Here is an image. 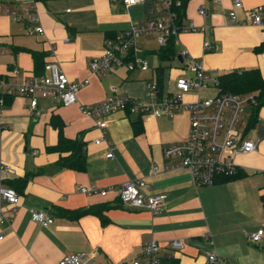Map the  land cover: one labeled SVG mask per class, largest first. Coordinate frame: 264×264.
<instances>
[{
    "label": "crops",
    "instance_id": "1",
    "mask_svg": "<svg viewBox=\"0 0 264 264\" xmlns=\"http://www.w3.org/2000/svg\"><path fill=\"white\" fill-rule=\"evenodd\" d=\"M241 1L244 9L239 10L240 18H245L246 9L264 4V0ZM27 5H35L44 33L35 30L38 22L29 24L3 13L6 7L22 9ZM201 6L206 14L199 12ZM232 9L233 0H187L184 23H193L204 30L180 32L176 47L179 51L188 49L212 78L243 68H259L264 78V50H255L264 42V29L231 23L228 14ZM169 13L161 0H141L132 6H126L123 0H0V75L18 67L23 77L30 78L43 71L44 63L56 61L72 81L89 80L80 88L77 104L64 106L41 99L37 109L32 110L27 98L16 96L1 114L5 129L1 134L0 158L12 166V171L2 174L0 190L13 186L21 200L16 208L7 206L11 223L0 222V237H3L0 238V264H57L62 257L77 252H95L94 262L100 259L96 264H131L143 255L144 245L152 239L161 244L160 255L165 264H206L210 252L218 253L230 264H241L229 241L231 234L247 229L245 225L229 222L220 206L233 204L238 213L242 202L251 195L253 201L259 198L264 213L261 200L264 105L258 111L255 124L249 127L248 123L242 132L255 142L256 149L234 156L240 176L203 188L195 186L187 168L168 169L169 162L164 155L166 146L188 138L191 121L188 108H182L173 117L139 116L115 110L107 116L108 126L104 130L80 109V104L100 102L110 96L113 86L151 105L178 92V78L192 73L189 70L186 73L185 61L179 57L162 63L161 48L151 50L158 56L159 65L177 60L181 66L174 77L176 93L165 90V69L159 82V65L155 69V84L149 78L133 75L149 71V65L146 70L118 66L101 74L90 70L92 59L102 55L107 38H114L133 25L164 19ZM152 36L158 40L155 34ZM205 41H210L214 48H205ZM34 53L38 54V63ZM148 53L136 42L137 55L147 58ZM149 85H155L158 91L153 92ZM203 90L184 93V101L204 98ZM247 112L249 117L243 121L249 122ZM135 122L139 123V130L135 129ZM60 125L66 137L81 138L85 142L87 167L84 171L56 165L61 155L49 147L58 143ZM102 136L113 142L114 157L107 158L109 148L105 142H96ZM154 166L159 171L150 176ZM139 178L148 180L150 193L166 195L157 213L123 203L114 191L107 195L81 191L84 186L109 188ZM244 181L254 183L255 193L252 190L246 194ZM104 203L110 204L103 212L105 224L92 213L69 217L62 212ZM31 209L48 211L54 222L42 225L33 221ZM258 224L248 230L256 232L261 228ZM173 239H183L185 248L170 249L168 243Z\"/></svg>",
    "mask_w": 264,
    "mask_h": 264
},
{
    "label": "built area",
    "instance_id": "2",
    "mask_svg": "<svg viewBox=\"0 0 264 264\" xmlns=\"http://www.w3.org/2000/svg\"><path fill=\"white\" fill-rule=\"evenodd\" d=\"M141 0H123L126 6L138 4ZM169 9L168 17L164 19H152L144 23L133 25L130 29L121 32L114 38L105 40V48L101 56L95 57L90 63L93 74L106 73L118 66H126L129 70L140 68L146 70L148 61L136 54V41L142 36L155 34L161 47L166 46L171 35L178 37L182 31H202L195 24H182L176 22V15L171 10L174 2L180 6L182 0H161ZM244 9L241 0H233V9L229 11L228 20L233 24H252L264 29V4L248 8L245 18H240L239 10ZM201 14H206V9L201 6ZM3 13L14 20H26L27 23L38 22L35 30L44 33V27L40 23V16L35 5H27L22 9L4 8ZM205 48L213 49L210 41H205ZM185 68L192 74L179 77L176 85L178 92L166 100H160L156 104L139 102L129 95L120 92L118 86L112 87V94L100 102L92 104H80L81 112L91 118L95 125L104 130L108 126L107 116L115 110H125L129 114L139 116L153 114L156 117H173L182 108H188L191 112L190 132L183 142H175L164 148V155L169 162L168 169L187 168L192 176L195 186H207L215 184L221 177L234 176L240 171L234 156L238 153H248L256 149L253 140L248 139L240 131L243 116L250 104L256 100L255 93L234 94L221 93L216 96L198 98L195 101L185 102L183 94L187 92H201L203 89L215 86L219 89L218 77H210L203 66L188 49L180 52ZM89 82L88 79L76 83L62 71L56 61L45 63L40 74L30 78L23 77L20 69L14 67L8 74L0 76V148L1 134L5 129L1 120V114L7 106L5 97L22 96L28 99L32 110H36L41 99H49L55 104L72 105L79 102L78 92L80 88ZM153 92L158 89L155 85H149ZM97 143L105 142L109 148L107 158L114 157V144L103 136L96 140ZM12 166L3 162L0 158V178L2 174L11 172ZM154 166L149 172L153 176L158 172ZM150 183L146 178L129 179L121 184L109 188H99L96 185L84 186L81 191L86 194L107 195L114 191L123 203L131 204L139 208H147L157 213L166 200L162 193L149 192ZM21 196L13 187H5L0 190V222L11 223L12 218L6 213L7 206L16 208ZM33 221L42 225L54 222V218L44 209H31ZM264 237V225L256 232L249 235V240L259 243ZM3 238L2 236L0 237ZM186 243L183 239H173L168 247L175 251H181ZM161 244L152 239L144 245L143 255L135 259L131 264H165L161 257ZM95 252H77L62 257L57 264H92L95 260ZM206 264H230L228 260L216 252H210Z\"/></svg>",
    "mask_w": 264,
    "mask_h": 264
},
{
    "label": "trees",
    "instance_id": "3",
    "mask_svg": "<svg viewBox=\"0 0 264 264\" xmlns=\"http://www.w3.org/2000/svg\"><path fill=\"white\" fill-rule=\"evenodd\" d=\"M186 5H187V0H182L180 6H177L176 2H174L171 7V10L176 15L175 20L179 25L184 24V19L186 17L185 15ZM176 41H177V36L171 35L168 39L166 46L161 47L159 51V56L162 63L164 61H169L175 57H179L181 51L177 49ZM255 50L263 51L264 42L261 44V46L257 47ZM34 56L36 62L38 63L39 61L38 54L34 53ZM162 63L157 68V78L160 83L162 81V73L164 70ZM44 65L45 63L43 64V69H44ZM37 74L40 73L37 72L35 75ZM217 77L220 81L219 92L221 93H234V94L255 93L256 94L255 103L250 104L247 108L250 114L249 127L254 125L257 120L258 111L264 105V78L261 74L260 69L259 68L233 69L220 73ZM14 97L16 96L13 97L6 96L5 97L6 105L10 103L12 98ZM134 125H135V129L139 130V123L135 122ZM85 145H86L85 142L81 138L66 137L63 133V125H60L58 143L54 146H50L49 150H54L60 153L61 157L56 163V165L59 168H68V169L84 171L87 167V152ZM240 173L241 172L239 171L234 176L221 177L217 182L236 178L240 176ZM8 187H13V186H8ZM261 200L264 206V193L261 195ZM109 206H110L109 203H104L102 205H94L86 208H81L78 210L63 209L62 212L69 217H79L87 213H92L95 214L96 216H99L102 220V223L105 224L107 222V219L103 212L105 211V209H108Z\"/></svg>",
    "mask_w": 264,
    "mask_h": 264
},
{
    "label": "rangeland",
    "instance_id": "4",
    "mask_svg": "<svg viewBox=\"0 0 264 264\" xmlns=\"http://www.w3.org/2000/svg\"><path fill=\"white\" fill-rule=\"evenodd\" d=\"M136 42L140 48L149 51L147 58L145 59L149 60L150 69L147 72H135L133 75H135L138 78H143V77L149 78L151 82L155 84V79H154L155 69L159 65V59L156 54L151 52V50H158L159 48H161L160 44L158 43V40L156 39V37L152 35H149L148 37L142 36ZM163 67L165 69L164 71L165 90L166 92L170 91V92L176 93L177 88L175 87L174 77H175V74L180 70L181 66L179 65L177 60H172L171 62L164 63ZM187 72L188 70H186V73ZM218 91L219 89L217 87L210 86L208 89L203 90L204 98L205 96L206 97L216 96ZM245 117H249L248 112L244 114L243 118ZM248 123L249 122L247 120H244L241 123L240 128H239L241 132L244 133V130L248 126ZM243 184H244L243 186H245L246 188L247 195H249V193H251L252 190L255 193V185L252 181H244ZM211 186L212 185H207V187H211ZM248 197L249 198H246L242 202L240 212L238 213L235 212L233 204L228 205L225 203L220 206V211L226 214L225 217L229 222H235V223L241 224L242 226L245 225L244 227L247 229V230H239L236 234L234 235L231 234L230 236V240H231L229 241L231 244L230 249H232L233 254L239 257L240 263L241 264H264V251H262V247L264 246V238L262 242L258 244L251 242L247 238L248 235H250L253 231V230H248V228H253L258 223L259 224L257 227L259 226L262 227L264 225V213L262 209V204L258 197H255L256 201H253V198L251 195ZM259 204H260V207H259ZM205 207H206V204H205ZM206 210L208 211L209 209L206 208ZM48 214L51 215L49 212ZM219 223L221 224L220 221ZM97 262L100 263L99 258L96 260V262H93L92 264H96Z\"/></svg>",
    "mask_w": 264,
    "mask_h": 264
},
{
    "label": "water",
    "instance_id": "5",
    "mask_svg": "<svg viewBox=\"0 0 264 264\" xmlns=\"http://www.w3.org/2000/svg\"><path fill=\"white\" fill-rule=\"evenodd\" d=\"M179 58H180V60H183L181 55L179 56Z\"/></svg>",
    "mask_w": 264,
    "mask_h": 264
}]
</instances>
